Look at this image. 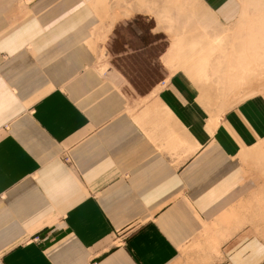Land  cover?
<instances>
[{
	"label": "crops",
	"instance_id": "obj_1",
	"mask_svg": "<svg viewBox=\"0 0 264 264\" xmlns=\"http://www.w3.org/2000/svg\"><path fill=\"white\" fill-rule=\"evenodd\" d=\"M198 3L215 24L237 14ZM109 10L0 0V264H264L263 180L245 164L264 95L224 109L182 68L131 92L100 69Z\"/></svg>",
	"mask_w": 264,
	"mask_h": 264
},
{
	"label": "rangeland",
	"instance_id": "obj_2",
	"mask_svg": "<svg viewBox=\"0 0 264 264\" xmlns=\"http://www.w3.org/2000/svg\"><path fill=\"white\" fill-rule=\"evenodd\" d=\"M115 1L116 0H107L110 4V14L108 18L99 25L103 26L105 33L107 31L105 30V25L107 28V26L111 24L112 29L110 28L109 33L102 37L101 40H97L95 45L97 46L96 50L98 60L101 63V71H105L106 68L117 71L120 74L121 81L123 82L121 85L126 89L131 92L145 90L151 86V84L159 82L162 78L168 76L179 68H182L198 81L214 85L217 92L216 96L224 101H232L231 105L241 101L245 97L254 95L248 94L242 99H239V96H243L244 94L241 93L228 98L226 97L227 93H221V90L218 89L220 83L216 85L214 75L211 74V70L213 69L210 65L215 64V62L217 63L220 60L219 53L221 54L222 51L214 47L213 50L210 49L214 43V37L223 38V49L224 52L226 51L225 53L228 54L226 55L227 57H224L225 54L222 52L224 54V60L227 59L228 56H231L227 59V62H224V64L226 63L225 65L230 62L229 65L232 64V66H235V68H233L237 70L238 67L236 65L239 66V63H243V60H247L252 64H258L259 61H261L259 57H261L264 53L263 44L260 42H263L264 40L257 41V44L252 41L255 37L264 39V29L260 30L261 33L259 34L258 30L249 31V29L244 26L248 23V20H254V18L258 15H264V8H262L264 7V0H235L237 4V14L234 19L225 25H221L219 23L215 24L208 10L204 8L201 3H198L199 0H178V3H180L179 6H181L182 11H184L181 13L179 11L180 9L178 7V3H175V0H169V2L168 0H155L156 2L153 0L155 3L151 6L153 8L149 13L148 11L141 12L138 10L137 0H121V7H117L118 13H115V15L119 18L117 22H114L113 11L115 12ZM167 6L169 8L171 7L170 16H172L173 13L175 15L172 16L174 18L173 21L178 23L176 25L178 27L176 31L181 32V30H183L186 38H194L193 40L195 42V45H190L191 48L193 47L195 49L194 55L191 53V56H193L189 57L185 64H180L175 67L167 66L164 61L165 52H167L168 47L176 38L174 32H176L175 29L177 28L175 27V29L168 31L167 28L169 27V24L165 20L166 24L160 21L161 16H163L164 13L163 10L168 8ZM125 8L135 9L137 12L130 16L125 15L126 17H123ZM154 10H156V12ZM157 12H159V14ZM183 24L186 25L184 27L185 29L181 27ZM255 32H258V37L254 34ZM230 40L231 42H229ZM232 40H234V42ZM241 46L243 48H240ZM188 47L187 50L185 48L184 51L187 55L191 50L190 47V50H188ZM229 47L234 48L231 50L233 53L229 51ZM251 48L256 52L250 50ZM199 56H203V58L199 59ZM255 57L256 60H252ZM198 63H205V65L204 67H200ZM225 65H223V67H226ZM200 68L201 70L204 69L206 77L200 76V72H197ZM109 74L114 76L118 75L115 72ZM210 74L212 76H210ZM256 93L264 95V85H261ZM251 172H253L252 169H248V173ZM263 174L264 173H259L258 175L261 180H263L261 182H263L264 186Z\"/></svg>",
	"mask_w": 264,
	"mask_h": 264
},
{
	"label": "bare ground",
	"instance_id": "obj_3",
	"mask_svg": "<svg viewBox=\"0 0 264 264\" xmlns=\"http://www.w3.org/2000/svg\"><path fill=\"white\" fill-rule=\"evenodd\" d=\"M120 1L121 0H116L115 1L116 2L115 5H114L115 6L114 7L115 12L113 11V13H114V15H113L114 22H117V20L119 18V17H117L115 15V13H118L117 12V10H118L117 7H121V3L122 2H120ZM154 1L153 0H137L138 10H140L141 12L142 11L143 12L144 11H146V12L148 11V13H149L152 10V8H153L151 6H153L154 3L156 2V1L155 2ZM175 1H176L175 3H178V0H175ZM168 2H169V0H168ZM164 3H165V1H164ZM179 5H180V3H178V7L180 9L179 10L180 13L184 12V11H182L181 6H179ZM170 8L168 7V8H165L163 10V12H164L163 16H161V19H160V21L164 22L165 24H166V22L169 24L168 25L169 27L167 28L168 31H171V30L175 29V27H177L176 25L178 24V23L173 21L174 20V18L172 17L174 15L173 12H172L173 13L172 16H170V13H171L170 12L171 11ZM262 8H264V7H262ZM154 11L156 12V10H154ZM173 11H175V10H173ZM135 12H137V10H135V9L133 10L131 8H128V9L125 8V11L123 12L124 13L123 17L130 16V15H132ZM159 12H161V11H159ZM159 12H157V13L159 14ZM252 18H254V17H252ZM255 18H256V21H255ZM255 18H254V20L253 19L252 20L250 19V21L248 20V23L244 27L249 29V31L250 30L251 31L252 30L257 31L258 30V32L260 34L261 33L260 30L264 29V15H258ZM185 26L186 25L183 24V26H181V27H183V29H185L184 28ZM104 27H105V30H107L106 33L103 30V34L100 35L99 37H97V40H101L102 37H104L107 33H109L110 28H111V24L108 25L107 28H106V25ZM177 29H178V27L175 29V31ZM258 32L254 33V34H256L257 37H258V35H257ZM174 33L176 35V38L174 39L172 44L168 47L167 52H165V55H164V61L167 64V66H169V67H175V66H178L180 64H185L187 62V60L189 59V57H192L194 55V50H195L193 47L192 48L190 47V45H195V42L193 40L194 38L190 37V38L187 39L186 36H185V33H183V30H181V32H179V31L177 32L176 31ZM262 40H264V39H260V38H256L255 37L252 42L257 44V41H262ZM213 41H214V43L212 44V48L210 50H213V47L214 48H218L219 50H221L225 54V56H224V54L222 52H221V54H223V55H221L219 53L220 57L219 56L218 57L220 58V60L217 63L215 62V64H211L210 65V67H212V69H213V70H211L212 71L211 74L214 75L216 85L220 83V86L218 87V89L221 90V93L222 92L223 93H227L226 97H228V98L229 97H234L237 94H241V93L244 94L243 96H239V99H242L244 96H247L248 94H255L259 90V87L261 85L262 86L264 85V83H263L264 82V53L261 55V57H259V59H261V61H259L258 64H254V63L252 64V63H250L247 60H243V63L240 62L239 66L236 65L238 67L237 70H236V69H234L235 66H232V64L229 65L230 62L227 65H225L226 63L224 64V62L225 61L227 62V59H229V57H231V56H228V58L224 60V57H227L226 55H228L227 53H225L226 51L224 52V49H223L224 48L223 47L224 39L223 38H219V37H214ZM232 41L234 42V40H232ZM229 42H231V40ZM260 43L263 44V47H264V41L260 42ZM188 46L191 48V50L189 49ZM187 47H188V50H190V53L188 55L184 52L185 48L187 50ZM231 47H234V46H231ZM245 47H247V46H245ZM235 48H237V47H235ZM240 48H243V47L241 46ZM232 49H234V48H230L229 49V51L231 53H233V51H231ZM250 50L255 51L252 48ZM236 51H239V50H236ZM257 52H259V51H257ZM191 53H193L192 56H191ZM240 57H241V55H240ZM201 58H203V56H201V57L199 56V59H201ZM252 60H256V57L254 59H252ZM198 65L200 67H204L205 63H198ZM223 65H225L226 67H223ZM197 72H200V76L206 77V72L204 71V69L201 70V68H200L199 70H197ZM211 74H210V76H212ZM214 78H212V79H214ZM231 104H232V101H229V100L225 101L224 104H223V108L224 109L228 108ZM247 155H248V157H253L252 160H246L245 161L247 170L248 169H253V170L255 169L256 171H258L257 173H264V143H261L259 147L256 146V148L252 149L251 152L247 153ZM259 200L260 199H258V201ZM259 203H260V201H259Z\"/></svg>",
	"mask_w": 264,
	"mask_h": 264
}]
</instances>
